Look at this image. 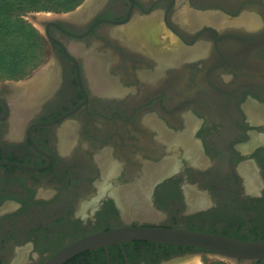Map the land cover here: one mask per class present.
Listing matches in <instances>:
<instances>
[{
  "label": "flooded vegetation",
  "instance_id": "obj_1",
  "mask_svg": "<svg viewBox=\"0 0 264 264\" xmlns=\"http://www.w3.org/2000/svg\"><path fill=\"white\" fill-rule=\"evenodd\" d=\"M93 1L45 21L44 89L18 130L20 82L0 83V264H43L125 226L264 240V0ZM126 193L154 217L126 212ZM194 253L207 252L132 242L66 264Z\"/></svg>",
  "mask_w": 264,
  "mask_h": 264
},
{
  "label": "rangeland",
  "instance_id": "obj_2",
  "mask_svg": "<svg viewBox=\"0 0 264 264\" xmlns=\"http://www.w3.org/2000/svg\"><path fill=\"white\" fill-rule=\"evenodd\" d=\"M92 1L0 0V83L14 81L20 82L19 86L27 83L25 80L48 61L50 46L41 23L53 17L75 13L88 2L87 8ZM184 12L185 9L179 13L182 21L192 16ZM176 43V39H173V44H163L175 46ZM191 258H198L201 264H234L230 259L211 253H194L176 264Z\"/></svg>",
  "mask_w": 264,
  "mask_h": 264
},
{
  "label": "water",
  "instance_id": "obj_3",
  "mask_svg": "<svg viewBox=\"0 0 264 264\" xmlns=\"http://www.w3.org/2000/svg\"><path fill=\"white\" fill-rule=\"evenodd\" d=\"M87 4L88 2L79 11L72 14H78ZM41 25L44 28L45 36L50 39L45 21ZM39 72H42L41 69L36 71L34 75L39 74ZM25 81L29 82L30 80ZM132 242H148L198 249L222 258L232 259L236 264H252L264 260V240L242 242L219 235L177 228L125 226L79 239L51 256L43 264H66L83 253Z\"/></svg>",
  "mask_w": 264,
  "mask_h": 264
},
{
  "label": "bare ground",
  "instance_id": "obj_4",
  "mask_svg": "<svg viewBox=\"0 0 264 264\" xmlns=\"http://www.w3.org/2000/svg\"><path fill=\"white\" fill-rule=\"evenodd\" d=\"M94 4V1L91 2V7L88 6L87 8H84V11L92 8V5ZM185 12H187L185 10ZM184 12V14H185ZM189 13V12H188ZM183 14V15H184ZM186 15V14H185ZM189 15V14H188ZM187 15V16H188ZM193 15V14H192ZM209 15V14H208ZM207 15V16H208ZM212 15V14H210ZM194 16V15H193ZM192 16V17H193ZM197 17V16H196ZM190 19L189 22H186V24H189V26H191L190 28H192V26L197 27V25L199 24L197 18ZM203 17V15H202ZM213 19L212 22L214 25L216 26H221L223 24H225V19L222 18L221 16H214V14L212 15ZM204 18V17H203ZM210 18V17H209ZM207 18V19H209ZM178 19V18H177ZM211 19V18H210ZM207 20L208 22L210 21ZM187 20V18H186ZM211 22V21H210ZM206 23V22H205ZM230 23V22H228ZM227 23V24H228ZM151 24V23H150ZM187 26V25H186ZM199 26V25H198ZM188 27V26H187ZM150 29V28H149ZM179 45V44H177ZM171 47V46H170ZM169 47V48H170ZM154 50H159V51H168V52H175L174 49L176 48H170V49H166L164 47L161 46H153ZM178 48V46H177ZM158 51V52H159ZM173 52V53H174ZM167 54V53H166ZM172 54V53H171ZM91 59H89L90 62ZM91 68V67H90ZM95 69V68H94ZM93 71V70H92ZM95 73V72H94ZM47 74V72L43 71V72H39V74L36 76V78L32 81H29L27 83H25L22 86H19V90H17L16 92H20L22 93V98L24 97L23 100H19L18 102L15 101V103H12L13 107H14V116H13V123H14V128L16 130H18L22 124L24 119L26 118V116L29 114V110H31L33 104H36V102H34V100H36L37 98H35L37 96V94H39L41 91H43L44 87H43V82L42 79L45 77V75ZM93 75V73H91ZM95 76V75H93ZM96 79V77H93ZM99 81V80H98ZM98 83V82H97ZM100 86V85H98ZM45 91V90H44ZM40 95V94H39ZM21 99V98H20ZM40 99V98H39ZM164 172V171H163ZM158 176V174H154L152 176V178L148 179L147 182L144 184L143 190L147 191L149 189V186L152 184V180L156 179ZM134 192V191H133ZM131 194L126 193V195L124 196H120V200L123 206V209L128 212L130 210L134 211L135 216L142 218V219H151L154 217V215L147 209V205L145 204L144 200H141V202L137 203V205L133 204V199L131 197ZM144 196V195H143ZM138 197V196H137ZM144 199V198H142ZM133 206L135 207L133 209ZM133 213V212H132ZM234 264H236L232 259H230ZM182 264H201L198 258H191V260H187L186 262H183Z\"/></svg>",
  "mask_w": 264,
  "mask_h": 264
}]
</instances>
